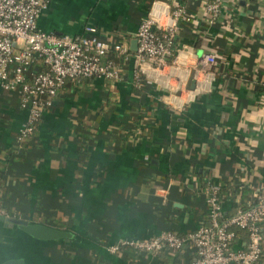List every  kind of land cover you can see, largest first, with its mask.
<instances>
[{
  "label": "crops",
  "instance_id": "obj_1",
  "mask_svg": "<svg viewBox=\"0 0 264 264\" xmlns=\"http://www.w3.org/2000/svg\"><path fill=\"white\" fill-rule=\"evenodd\" d=\"M183 1L189 19L174 33L177 62L152 67L131 59L120 79H67L20 142L27 109L17 92L0 87V203L9 216L68 233L38 238L0 220V261L160 264L165 250L109 246L196 229L208 208L201 182L221 183L225 214L236 210L240 187L264 189V0H222L212 19L202 0ZM169 6L168 0H48L36 22L68 34L92 23L103 37L130 45L141 18L166 20ZM207 51L216 61L197 71L196 58ZM108 98L115 102L109 111ZM192 256L185 244L169 264H188Z\"/></svg>",
  "mask_w": 264,
  "mask_h": 264
},
{
  "label": "built area",
  "instance_id": "obj_2",
  "mask_svg": "<svg viewBox=\"0 0 264 264\" xmlns=\"http://www.w3.org/2000/svg\"><path fill=\"white\" fill-rule=\"evenodd\" d=\"M168 1V19L150 13L141 18L135 32L136 48L132 49L127 39L103 37L92 23H86L77 34L39 28L37 17L48 0H0V87L17 92L20 106L27 109L16 140L33 134L67 79H120L124 64L131 59L152 67L177 62L172 35L189 16L183 0ZM202 1L209 18H214L222 0ZM215 61L216 53L204 52L196 58V70L204 71ZM138 74L136 66L134 77ZM200 192L208 208L206 221L196 229L186 234L166 229L149 237L124 239L111 244L109 250L129 246L157 253L165 246L177 251L188 244L193 252L188 264H258L264 232V189H255L254 201L231 214L223 211L221 183L209 181ZM0 214L7 215L1 203ZM235 228L245 229L243 243Z\"/></svg>",
  "mask_w": 264,
  "mask_h": 264
},
{
  "label": "water",
  "instance_id": "obj_3",
  "mask_svg": "<svg viewBox=\"0 0 264 264\" xmlns=\"http://www.w3.org/2000/svg\"><path fill=\"white\" fill-rule=\"evenodd\" d=\"M130 47L132 49L136 48V39H132L130 41ZM0 220L9 222V224L16 223L24 231L38 238H58L68 235V233L63 229H59L54 226L41 222H29L23 218H17L9 215L0 214ZM0 264H23V259L22 258L5 259L3 261H0Z\"/></svg>",
  "mask_w": 264,
  "mask_h": 264
},
{
  "label": "trees",
  "instance_id": "obj_4",
  "mask_svg": "<svg viewBox=\"0 0 264 264\" xmlns=\"http://www.w3.org/2000/svg\"><path fill=\"white\" fill-rule=\"evenodd\" d=\"M157 31H159L158 28H156ZM172 39L173 42L175 43V38L174 35H172ZM128 62H126L124 65L127 66ZM82 78V77H80ZM79 79V78H78ZM136 79V83L140 86L144 85V78L142 75L138 74V77L135 78ZM77 80V79H75ZM109 94H112L111 92ZM107 110L109 111L111 108H113L115 106V102H112L109 98L107 99ZM112 103V104H111ZM120 123L123 125H126L128 127V129H134V127H136V124L133 122H129L126 120H121ZM84 154H81V157L83 158ZM202 184H200L201 186L206 185L208 182H201ZM223 188V187H222ZM255 199V195H254V190L252 188H248V187H240L239 188V197H238V203H237V207H245L247 206L250 202L254 201ZM56 221V225L58 226H62L59 221L57 219H55ZM205 221H206V217H205ZM235 231L237 233L238 236H242V237H246V231L243 228H235ZM123 247H129V246H123ZM165 253L162 254V260L160 261V264H169L171 261V257L172 254L175 253V251H173L171 248L165 246L162 249H160L157 253H160L161 251H164Z\"/></svg>",
  "mask_w": 264,
  "mask_h": 264
}]
</instances>
